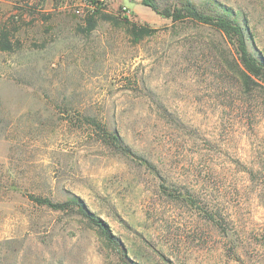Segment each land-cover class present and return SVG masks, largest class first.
Segmentation results:
<instances>
[{"label":"rangeland","instance_id":"374dc122","mask_svg":"<svg viewBox=\"0 0 264 264\" xmlns=\"http://www.w3.org/2000/svg\"><path fill=\"white\" fill-rule=\"evenodd\" d=\"M155 1L230 16L264 58V0ZM70 4L0 0V264H264V80L212 26ZM32 197L80 200L124 252Z\"/></svg>","mask_w":264,"mask_h":264},{"label":"trees","instance_id":"16d2710c","mask_svg":"<svg viewBox=\"0 0 264 264\" xmlns=\"http://www.w3.org/2000/svg\"><path fill=\"white\" fill-rule=\"evenodd\" d=\"M141 1L145 6L151 8L162 17L168 19L171 18L173 22L190 20L203 25L212 26L222 32L236 44L237 52L240 55V60L245 70L253 77L264 80V58L258 57L251 52L249 49L248 33L242 28V26L235 23L230 16L204 13L198 9L197 6L189 2L185 5V7L180 9H165L161 11L155 0ZM97 13H100V11H97ZM88 26L89 30L94 28L95 20L93 17L88 18ZM128 31L135 42H139L154 33V31L150 28L139 27L136 24H132ZM0 49L4 51L11 50L9 39L6 34H2L0 39ZM97 127L102 130L103 134L109 141H112L119 151L129 153V150L123 146V141L118 134L108 133L107 130H104L99 124H97ZM32 199L38 205L47 206L53 210L66 211L75 206L81 216L84 217L92 227L98 230L99 234L108 245L114 249L118 248L120 251L124 252V248L121 246L116 236H114L108 224L104 220L96 217L92 212L88 211L80 200L75 199L64 203H56L48 198L32 197Z\"/></svg>","mask_w":264,"mask_h":264},{"label":"built area","instance_id":"2783aa9c","mask_svg":"<svg viewBox=\"0 0 264 264\" xmlns=\"http://www.w3.org/2000/svg\"><path fill=\"white\" fill-rule=\"evenodd\" d=\"M106 0H71L70 9L77 16H91L102 10Z\"/></svg>","mask_w":264,"mask_h":264}]
</instances>
